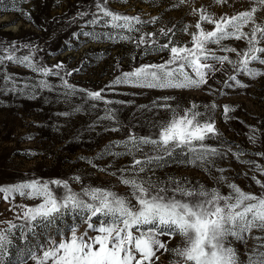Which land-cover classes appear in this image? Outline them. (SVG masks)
<instances>
[{"label": "rangeland", "instance_id": "rangeland-1", "mask_svg": "<svg viewBox=\"0 0 264 264\" xmlns=\"http://www.w3.org/2000/svg\"><path fill=\"white\" fill-rule=\"evenodd\" d=\"M98 0H0V46L15 42L18 47L16 55H32L39 65L52 68L62 63L59 76L43 77L31 69L5 61L0 64V187L32 180L51 181L60 179L69 181L75 192H80L82 185L111 189L121 195L129 192L127 186L119 181V168L129 167L132 156L104 155L95 159L97 154L115 141L126 140L130 133L137 136H148L154 133L153 122L166 119L170 113L153 105L170 103L179 110L187 109L195 103L198 110L211 116L221 136L212 138L207 143L227 152H240L239 157L228 153L223 159L216 158L217 167L223 173L212 169L211 173L195 164L182 162L185 155L179 149L171 159L166 158L164 166L156 169L161 179L169 176L177 179L187 178L192 183H202L207 187H218L227 193V182L237 184L243 191L260 195L264 188L256 181L264 184V172L254 171L253 164L241 161H254L264 167V75L250 79L238 75L237 79L248 87H232L224 83L228 75L235 74L230 65H224L221 71L212 75L206 85L193 89L158 90L133 87L127 84L111 85L124 72H131L143 64H160L170 58V50L157 51L168 38L160 35L161 28L177 27L173 37L177 42L187 43L191 47V36L179 29L189 26V32H195L198 15H192L193 8L212 5L211 11L217 15L242 11L249 6V0H228V4L215 5L212 0H190L189 3L172 8L175 0H107V7L114 12L129 16L139 15L141 19L150 21L157 17L156 23L144 24L140 32L122 33L103 22L88 24L92 16L80 17V12L96 13ZM27 13L28 15H24ZM264 16V12L260 13ZM211 30V25H205ZM84 32L95 33L96 38L83 35ZM155 33V37L147 38L149 43H136L141 35ZM75 33V35H74ZM121 35L131 36V40H122ZM155 41L153 47L152 41ZM232 46L243 49L244 41H225ZM29 45L30 47H22ZM214 47V46H213ZM3 47H0V52ZM223 55L224 53H218ZM235 59L234 53L228 54ZM251 67L264 71V65L253 63ZM217 67H220L217 65ZM78 69V71H73ZM194 75L191 69H186ZM71 72L70 76L65 74ZM15 81L16 90L11 81ZM60 77L78 90L73 96L65 99V89L61 86ZM46 79L52 90L38 87L40 80ZM27 85V87H25ZM111 85V86H110ZM20 89H25L24 94ZM102 91V100H87V91ZM173 97L170 101L158 100L159 97ZM109 101L111 103H105ZM215 104V109L210 107ZM92 105H95L93 107ZM224 105L235 109L225 116ZM77 107L80 110L74 111ZM106 109L117 113L118 122L98 119L105 115ZM63 113H68L63 115ZM118 128V131H111ZM255 137L252 142L251 137ZM28 137H31L30 139ZM123 151V149H113ZM150 151V149H146ZM141 158L140 154H135ZM92 160L97 167L88 161ZM107 168V171L100 169ZM111 173H116L112 175ZM223 175L225 182L217 183L216 177ZM75 176L81 181H74ZM255 177V179H253ZM54 194L63 195L65 190L50 185ZM41 202L39 198L29 199L18 194L9 195L7 199L0 194V229L9 223H23L17 217L23 207H32ZM99 217H93L98 226ZM76 227L77 235L88 231L81 218L71 211L56 221L52 230L37 229V234L28 237V245L39 254L35 245L46 242L48 236L59 240L71 235ZM63 234V235H61ZM18 237L19 233H15ZM163 239L167 240V237ZM181 244L180 237L169 241V247ZM252 241H249V248ZM236 247L245 259V247L237 243ZM157 264H170L176 257L167 253L161 254ZM35 264L26 251L25 243L18 238L3 257V264Z\"/></svg>", "mask_w": 264, "mask_h": 264}, {"label": "snow or ice", "instance_id": "snow-or-ice-1", "mask_svg": "<svg viewBox=\"0 0 264 264\" xmlns=\"http://www.w3.org/2000/svg\"><path fill=\"white\" fill-rule=\"evenodd\" d=\"M189 2L190 0H175L171 7L176 8ZM212 4L224 5L228 4V0H212ZM211 7L212 5L193 8L191 14L198 15L194 25L195 32H189L188 25L179 29L191 36V47L173 39L177 32L175 25L161 28L160 35L167 37L168 42L161 44L156 50L169 49L170 58L160 64H143L131 72H124L111 85L127 84L161 91L200 88L226 64L235 72L224 81L227 87L233 86L228 81H234L236 87H248L237 79L241 74L250 79L264 75V71L250 66L253 63L264 65V16L260 15L264 12V0H249L247 8L231 15H217L211 11ZM96 9V13L80 12L78 15L83 17L90 14L92 19L87 21L88 24L103 22L105 27L122 33L140 32L144 24L158 21L157 17L145 21L139 15L114 12L107 7V0H98ZM205 25H211V30ZM83 35L96 38L95 33L84 32ZM155 35L151 32L141 35L136 43L138 46L147 44L149 39L146 37L153 38ZM120 38L133 39L128 35H121ZM225 41H244L246 46L240 49ZM152 43L155 47L154 40ZM0 47H3L0 64L5 61L16 63L43 77L60 75L53 68H62V63L49 68L36 63L31 54L18 56L15 42ZM229 53H234L235 59ZM186 69H191L194 75H190ZM71 74L68 72L65 75ZM60 79L61 86L65 89V99L75 95L77 91H84L69 84L64 77ZM4 80L13 83L10 90H16L11 76L6 75ZM38 87L51 91L53 86L42 79ZM20 91L27 94L25 89ZM102 91H87L86 99L102 100ZM172 99L169 96L158 98L165 102ZM153 105L168 110L170 115L153 122L152 135L137 136L130 133L126 140L106 145L95 158L102 159L104 155L132 156L129 167L117 170L119 181L128 187V193L121 195L111 189L91 185H82L80 192H75L69 181L60 179L32 180L0 187V194L5 199L9 195L18 194L29 199L39 198L41 201L35 206L22 208V213L17 218L23 223H9L7 227L0 229V264H3V257L8 254V249L16 238L25 243L26 251L35 264H157L160 259L157 253L174 255L176 260L170 261V264H264V192L255 195L243 191L233 182H227L229 191L225 194L218 187L210 188L199 182L192 183L187 178L169 176L161 179L156 175V169L164 166L166 158L171 159L178 149L185 155V161L182 162L195 164L209 173L212 169L223 173L225 170L217 167L216 158L223 159L226 154L231 153V146L225 152L207 143L209 139L221 136L215 121L199 111L195 103L184 110H179L178 106L174 107L170 103L157 104L154 101ZM206 107L214 110L216 105ZM73 110L80 109L74 107ZM234 110L231 105L223 106L226 117ZM98 119L118 122L117 113L113 109H106L105 115ZM250 139L255 142L256 138L253 136ZM121 148L122 152L113 151ZM135 154H140L141 158H137ZM231 154L236 157L242 155L240 152ZM88 162L97 167L92 160ZM241 162L253 164L254 171L264 172V167L256 165L254 161ZM72 179L81 181L79 176ZM215 179L218 184L226 180L223 175ZM256 182L264 188L259 180ZM50 185L63 188L64 194H54ZM67 211L75 212L87 224L88 229L97 234L90 235L85 231L77 235L74 226L70 236L59 240L48 236L45 243L35 245L39 254L33 251L27 243L29 235L34 237L39 228L52 230L56 221ZM93 217H99L98 226L93 222ZM16 232L19 233L18 237ZM177 236L180 237L181 244L170 248L169 241ZM164 237L168 239L165 240ZM250 240L252 245L249 248ZM237 243L244 245L245 259H241Z\"/></svg>", "mask_w": 264, "mask_h": 264}]
</instances>
